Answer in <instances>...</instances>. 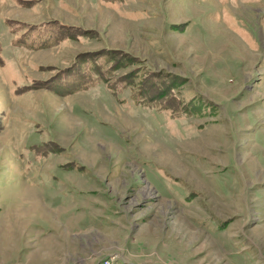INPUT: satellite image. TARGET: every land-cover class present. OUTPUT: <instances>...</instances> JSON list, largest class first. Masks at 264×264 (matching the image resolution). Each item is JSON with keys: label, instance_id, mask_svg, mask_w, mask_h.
Instances as JSON below:
<instances>
[{"label": "rangeland", "instance_id": "obj_1", "mask_svg": "<svg viewBox=\"0 0 264 264\" xmlns=\"http://www.w3.org/2000/svg\"><path fill=\"white\" fill-rule=\"evenodd\" d=\"M146 263L264 264V0H0V264Z\"/></svg>", "mask_w": 264, "mask_h": 264}, {"label": "trees", "instance_id": "obj_2", "mask_svg": "<svg viewBox=\"0 0 264 264\" xmlns=\"http://www.w3.org/2000/svg\"><path fill=\"white\" fill-rule=\"evenodd\" d=\"M43 24L46 25V31L48 32L49 38L47 42H43L37 46L41 47V46L51 45L56 43L57 41H60L62 38L65 37V35L61 34V26H65L62 23L59 26L56 23V21L53 20V21H46L44 23H41V25ZM36 25L37 23L30 25L31 30L35 28ZM69 36H73V35L69 34ZM106 50L82 52L77 54L74 57V61H72V65L65 67V69L62 70V72L58 71L57 74L52 75L51 76L52 78L48 79L47 85H46V81L41 82L38 80V82L35 83L34 87L31 88L34 89L35 87L40 86L39 84H43L42 87L47 89L50 88L54 92H59L63 94V92H74L77 91L78 89H85L101 81L105 83L106 79L108 78L106 76L104 77L103 75L104 74L103 68L105 62L113 63V64H109V68L107 69V71H111V70L115 71L117 69H120V67H122L121 64L123 65L125 64L122 62V59L131 60V58H128L123 54L121 57L116 58V54H118L120 51L118 52L117 50H110V49L107 51ZM103 57H105V59ZM134 60H132L130 63L134 62ZM130 75H131V71L123 75L124 76L123 78L130 77ZM157 75L159 74H157L156 72L148 73V76L142 81L141 84L142 86H140L141 91L138 94H136V98L134 91L131 90L132 89L131 87L130 90L132 91V97L135 98L137 102L138 101L141 102L142 92L146 93L152 87H155L157 89L156 87L157 84L159 88L157 91L154 92V95H152L149 98V100L159 98L163 94H165L164 93L166 91L165 87H167L169 83L165 81L166 76H164L162 80L156 81V83L152 81L151 78L154 79ZM150 80L153 84L155 83V86H153ZM116 82L119 83L120 81H116ZM123 84L124 83H122V85L120 86H116V85L114 87L111 86V88L113 87L111 89L113 93L118 94L124 88Z\"/></svg>", "mask_w": 264, "mask_h": 264}, {"label": "crops", "instance_id": "obj_3", "mask_svg": "<svg viewBox=\"0 0 264 264\" xmlns=\"http://www.w3.org/2000/svg\"><path fill=\"white\" fill-rule=\"evenodd\" d=\"M109 248V247H108ZM107 248V249H108ZM116 254H118V252H115ZM106 255H108L107 253L103 254V256L100 257V260L104 259L106 257ZM147 264V263H146Z\"/></svg>", "mask_w": 264, "mask_h": 264}]
</instances>
